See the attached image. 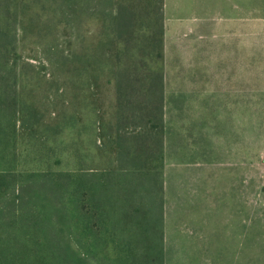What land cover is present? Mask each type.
I'll use <instances>...</instances> for the list:
<instances>
[{
    "label": "rangeland",
    "instance_id": "rangeland-1",
    "mask_svg": "<svg viewBox=\"0 0 264 264\" xmlns=\"http://www.w3.org/2000/svg\"><path fill=\"white\" fill-rule=\"evenodd\" d=\"M78 1L83 17L76 30L68 29L71 42L64 34L61 0H50L52 6L49 0H28L25 11L35 21H26L27 31L20 29L15 39L21 106L15 132L8 133L5 118L0 121V204L5 209L22 197L33 200L40 189L41 200L59 208L65 199L72 200L74 190L60 183L63 173L79 171L81 160L102 170L114 155L108 142L115 125L114 61L99 17L102 3L97 1L96 10L94 0ZM176 1L167 0V16L180 20L181 27L169 23L168 29L164 0L163 58L155 53L144 58L146 70L160 68L165 76L163 166L157 150L147 162L149 172L162 169L164 180L162 193L155 183L152 190L157 198L163 194L165 202L162 263L264 264V0H190L194 9L184 0L183 10ZM141 3L136 44L145 46V34L156 23L145 13L146 0ZM51 45L56 46L53 53ZM64 52L82 55L76 62L80 72L70 74L54 65ZM38 175L48 186L29 184ZM135 188L143 189L129 187L128 195ZM4 217L0 264H57L48 252L72 249L57 238L47 244L44 229L21 225L32 221L28 213ZM93 231L101 239L102 222ZM125 236L106 237L109 264L112 254L127 259L120 249L143 253L134 244L123 245Z\"/></svg>",
    "mask_w": 264,
    "mask_h": 264
},
{
    "label": "trees",
    "instance_id": "trees-1",
    "mask_svg": "<svg viewBox=\"0 0 264 264\" xmlns=\"http://www.w3.org/2000/svg\"><path fill=\"white\" fill-rule=\"evenodd\" d=\"M88 1L91 0H87V3ZM97 1L94 0L96 10ZM141 1L143 0H101L99 17L105 24L104 38L109 40L110 55L114 61L110 71L116 88L115 125L110 128L108 134L112 152L115 150L114 155L111 154L110 158L105 160L102 170L95 171L81 160L78 164L79 171L63 173L60 183L64 189L73 187L74 190L72 200L65 199L59 208L54 206L55 202L41 200V189L33 192V200L22 197L19 203L14 204L16 206L11 205L10 209H5L6 205L0 204V226L8 213H28L33 218L30 220L32 225L30 221L20 223L21 225L27 223L32 228L36 226L47 231V244L48 240L57 238L67 243L65 248L72 247H69V251L65 249V253L61 252L63 254L48 252L57 264H109L106 258L111 254H106L105 239L110 236L123 237L124 232L128 238L125 236L127 241L123 245L134 244L136 248H141L137 249L143 253L120 249L125 255L129 254L125 257L127 259L122 260L118 253L112 254L113 262L110 264H163L165 202L163 194L157 198L156 192L152 190L155 183L162 193L164 180L162 169L154 173L149 172L151 167L147 162L157 150L162 159L160 166H163L165 76L164 70L160 68L149 67L146 70L144 58L152 56L153 53L158 59L163 58L164 0H146L145 6H148V9L145 13L154 16L156 25L150 26L145 34L148 40L145 46L136 44L140 36L137 23L144 13ZM51 2L49 0L52 6ZM61 2V21L66 26L64 34L70 39L68 29L71 27L76 30L77 20L80 16L83 17V9L79 7L78 0ZM105 2L108 3L107 7ZM27 3L28 0H0V121L2 118L6 119L11 127L8 133L15 132L17 124L14 126V122L21 110L18 98L20 72L18 62L15 61L18 55L15 39L21 30L27 31L26 21H35L34 16L25 11L28 8ZM55 48L56 46L51 45L50 53H53ZM70 53L64 52L61 63L57 60L58 63L55 62L54 65L57 68L65 67L66 72L70 74L73 71L80 72L81 67L76 65V62L83 60L82 55L80 57L76 52ZM30 117L33 115H28V119ZM132 125L137 129L127 131L130 128L128 126ZM99 150L101 154L103 145L99 146ZM146 152L149 153L145 157ZM109 164L118 166L119 169L109 168ZM126 166H129L127 172L124 171ZM143 173L146 175L144 182L141 179ZM31 183L48 186V181L39 175L36 180L29 182ZM54 183L53 187H49L50 191H54ZM140 186L143 187L141 191L135 188L132 195H128L129 187ZM145 193L147 196H144ZM148 196L154 198V201L146 202ZM58 210L60 213L57 216ZM48 212L52 214L50 217L46 216ZM60 214L66 217L64 221L60 220ZM99 222H102L104 229V233L100 235L101 239L93 237L94 226ZM78 224L82 225L81 228ZM98 239L99 245L96 243Z\"/></svg>",
    "mask_w": 264,
    "mask_h": 264
},
{
    "label": "crops",
    "instance_id": "crops-1",
    "mask_svg": "<svg viewBox=\"0 0 264 264\" xmlns=\"http://www.w3.org/2000/svg\"><path fill=\"white\" fill-rule=\"evenodd\" d=\"M177 2V9L178 10H183V8H185V4L183 3L184 2V0H177L176 1ZM190 0H188V6H190L191 8H193L194 9V5L195 4H191L190 5ZM203 3H204V0H203ZM203 6H204V4H203ZM168 6H167V0H166V24H167V27H168V29H169V23L170 24H175V28L176 29H178V28H180L181 27V22H180V20H176V18H168V16H167V12H168V8H167ZM170 20V21H169Z\"/></svg>",
    "mask_w": 264,
    "mask_h": 264
}]
</instances>
